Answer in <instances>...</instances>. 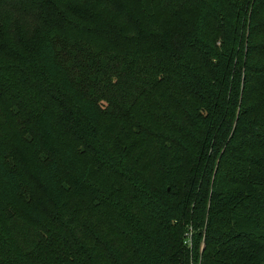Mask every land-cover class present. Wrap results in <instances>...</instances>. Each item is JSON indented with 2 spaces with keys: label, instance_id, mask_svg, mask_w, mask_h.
<instances>
[{
  "label": "trees",
  "instance_id": "trees-1",
  "mask_svg": "<svg viewBox=\"0 0 264 264\" xmlns=\"http://www.w3.org/2000/svg\"><path fill=\"white\" fill-rule=\"evenodd\" d=\"M0 264H264V0H0Z\"/></svg>",
  "mask_w": 264,
  "mask_h": 264
},
{
  "label": "rangeland",
  "instance_id": "rangeland-1",
  "mask_svg": "<svg viewBox=\"0 0 264 264\" xmlns=\"http://www.w3.org/2000/svg\"><path fill=\"white\" fill-rule=\"evenodd\" d=\"M25 21H27V22L29 23V26H30L31 30H34V29H36V28L39 27V25H37L36 27H32V26H34V25H33L31 22H34V21H29V20L26 19V18H25ZM29 38H30V37H29ZM27 43L29 44V43H31V42L28 41ZM25 54H26V56H27L26 58H22V57H20V58H22V59H24V60H27V61H30V60H29V57H31V53H30L29 51L26 50V51H25Z\"/></svg>",
  "mask_w": 264,
  "mask_h": 264
}]
</instances>
